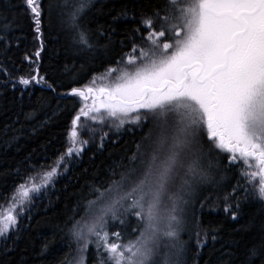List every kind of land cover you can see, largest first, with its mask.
Segmentation results:
<instances>
[{"label": "snow or ice", "instance_id": "6c2138e0", "mask_svg": "<svg viewBox=\"0 0 264 264\" xmlns=\"http://www.w3.org/2000/svg\"><path fill=\"white\" fill-rule=\"evenodd\" d=\"M23 2L39 40L40 0ZM104 7L103 0L48 4L49 16L55 14L61 30L85 52L97 46L100 36L109 35L103 26L91 27L93 13ZM128 15L123 9L113 22ZM131 20L137 26L125 34L130 53L102 74L101 79L115 76L107 86L95 87L94 78L93 86L58 92L61 84L40 75L38 66L28 75L12 77L0 65L3 85H19L22 94L41 86L85 101L71 121L66 151L47 170L33 166L21 178L10 206L0 212V237L16 228L33 194L52 183L66 160L83 152L89 140L81 139L82 131L95 136V127L85 126L82 119L92 125L107 122L117 130L125 125L147 128L127 164L89 185L84 215L65 222L69 252L60 264H87L90 246L94 264H185L187 242L179 238L184 214L193 198L205 207L200 201L208 198L197 190L211 168H240L236 184L220 197V210L232 220L241 207L239 192L245 200L264 202V0H162L150 13H132ZM11 27L10 22L0 25V41L6 45ZM25 60L30 67L34 63L28 56ZM107 136H100V147ZM219 153L228 155L221 160ZM196 225L197 248L209 236L216 239L218 228L211 223L204 226L197 219ZM124 233H129L127 240ZM241 264H264V238L247 248Z\"/></svg>", "mask_w": 264, "mask_h": 264}, {"label": "trees", "instance_id": "16d2710c", "mask_svg": "<svg viewBox=\"0 0 264 264\" xmlns=\"http://www.w3.org/2000/svg\"><path fill=\"white\" fill-rule=\"evenodd\" d=\"M49 2L40 0L42 35L38 40L23 0H0V25L4 22L12 25L6 34L8 44L0 41V65L12 77L28 75L38 66L40 75L61 84L60 92L69 87L88 86L106 69L117 66V61L130 53L131 45L125 34L137 26L131 20L132 13L137 17L150 13L162 0H103L105 7L101 13H93L95 21L91 27L95 30L103 26L111 43L109 35L100 36L97 46L87 52L80 51L61 30L55 14L49 16ZM123 9L129 10L128 18L113 22L112 18ZM41 40L43 49L37 60L34 53L41 49ZM105 44L107 48L103 47ZM25 56L34 61L31 67ZM4 79L0 74V212L10 206L16 186L33 166L47 170L66 151L71 121L83 106L79 97H61L41 86L24 89L22 94L19 85L16 89L4 86ZM81 123L95 127V136L82 131L81 139L89 140L83 152L66 160V168H60L52 183L33 194L34 200L31 205H25L16 228L0 237V264H60L69 252V238L63 230L65 222L69 217L79 219L84 215L90 198L89 185L105 180L111 169L119 170L121 164H127L146 133L145 128L139 130L140 127L131 125L117 130L110 129L107 122L92 125L91 121L82 119ZM104 132L108 136L100 147ZM227 155L222 153L219 159L224 160ZM216 170L213 186L197 192L198 196L208 198L200 201L205 207L201 209L193 198L189 206L190 220L179 236L187 242L185 264H241L247 248L264 238V202L245 200L244 193L239 192L241 207L235 220L220 210L223 207L220 197L236 184L239 166L233 165L227 170L221 166ZM197 219L204 226L211 223L218 228L214 233L216 239L209 236L203 248L196 245ZM124 236L128 239L129 233ZM87 256V264H94L93 246L89 247Z\"/></svg>", "mask_w": 264, "mask_h": 264}, {"label": "rangeland", "instance_id": "374dc122", "mask_svg": "<svg viewBox=\"0 0 264 264\" xmlns=\"http://www.w3.org/2000/svg\"><path fill=\"white\" fill-rule=\"evenodd\" d=\"M128 54H129V53H128ZM123 58L126 59V56L123 57ZM119 66H120V67H123V65H119ZM113 67H116V66H113ZM104 73H105V72H103L102 74H104ZM102 74L99 75V76H97V77L95 78V79H96V84H95L94 86L97 87V88L102 87V86H107L110 82L114 81V79H115V76H114V75H113V77H111V80H110L109 78H107V77L101 79ZM92 81H93V79H92ZM88 86H93V85H92V83H89ZM140 129H141V128H139V130H140ZM145 132H147V128H145ZM207 147H208V145H205V148H206V149H207ZM221 154H222V153H219V157L221 156ZM216 155H217V153H216V152H213L211 158H212V159H215V158H216ZM208 174H209V178H208L206 181L202 182V183L198 186V190H197V192H198L199 190L205 188V187H212V186H213L214 181H215V179H216V175H217V170H216V168H211V169H209V170H208ZM190 207H191V206H190ZM190 207H189V211H188L187 213L184 214V225H187L188 220H190V216H191V210H190ZM184 225H183V227H185ZM183 232H184V228H183V230L180 232V234H182ZM125 240H127V239L125 238Z\"/></svg>", "mask_w": 264, "mask_h": 264}, {"label": "flooded vegetation", "instance_id": "af4514ba", "mask_svg": "<svg viewBox=\"0 0 264 264\" xmlns=\"http://www.w3.org/2000/svg\"><path fill=\"white\" fill-rule=\"evenodd\" d=\"M84 103H85V101H84ZM86 103L90 105L92 103L91 99H89Z\"/></svg>", "mask_w": 264, "mask_h": 264}]
</instances>
